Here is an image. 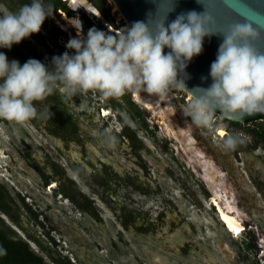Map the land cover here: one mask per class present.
<instances>
[{
  "label": "rangeland",
  "instance_id": "rangeland-1",
  "mask_svg": "<svg viewBox=\"0 0 264 264\" xmlns=\"http://www.w3.org/2000/svg\"><path fill=\"white\" fill-rule=\"evenodd\" d=\"M10 3L0 0V10L13 12ZM109 3L119 25L120 18L124 19L116 5ZM76 16L82 22L83 18L94 22L92 28L113 29L83 10ZM89 29L83 22L81 35L86 37ZM41 30H47L44 23ZM66 40L54 48V56L69 51L64 50ZM34 49L36 55L49 60L41 45L35 44ZM124 95L126 92L118 98H104L89 90L65 96L62 107L73 114L78 126L77 140L68 144L51 135L43 124L35 127L29 120H0V150L8 155L9 165L8 173L0 175V183L13 197L12 206L17 205V225L22 229L6 215L0 213V217L49 264H54L52 256L57 252L74 264H261L264 143L253 146L245 130L227 125L218 114L212 129L195 126L183 115L189 96L186 91L176 89L163 96L141 91L140 96L155 109L148 108V121L157 126L138 132L140 149L134 152L126 139L117 136L121 129L118 112L130 121ZM131 98L142 105L139 92L133 90ZM36 109L38 112L39 107ZM256 123H264V118L243 122L247 127ZM219 128L225 131L222 137ZM230 134H239L242 142L235 150L225 151L221 144ZM54 163L92 200L98 218L54 192L60 181L53 172ZM42 171L51 176L47 184ZM16 192L25 195L36 217L18 201ZM212 197H220L241 226L250 225L240 235L230 234L215 216ZM248 229L259 235L258 255L245 248ZM50 236L60 240L58 246Z\"/></svg>",
  "mask_w": 264,
  "mask_h": 264
},
{
  "label": "clouds",
  "instance_id": "clouds-1",
  "mask_svg": "<svg viewBox=\"0 0 264 264\" xmlns=\"http://www.w3.org/2000/svg\"><path fill=\"white\" fill-rule=\"evenodd\" d=\"M152 2L155 10L148 11L145 19L120 29L109 28L108 32L91 28L86 37L81 35V18L71 20L77 35L65 47L74 52L54 56L51 68L34 58L23 64L10 61L0 51V120L23 123L35 118L34 102L57 90L67 97L94 90L104 98H118L131 90L158 96L170 89L186 91L190 100L183 115L204 129L214 127L216 114L226 119L239 116L241 120L264 114V0H222L235 16L226 24L195 10L169 20L176 0ZM162 3L167 5L163 12ZM197 3L203 5L202 0ZM80 6L89 10L87 0H79ZM69 8L76 16V8ZM52 12L45 0H31L17 12L0 10V49L10 50L39 33ZM212 36L219 38L216 58L208 77H201L202 81L210 78L211 83L189 89L187 81L191 77L186 69L194 57L202 54L205 38ZM126 123L130 122L126 119ZM241 142L239 134H230L221 146L231 151ZM7 156L0 150L3 176V171L8 173ZM239 229L241 234L244 225Z\"/></svg>",
  "mask_w": 264,
  "mask_h": 264
},
{
  "label": "trees",
  "instance_id": "trees-1",
  "mask_svg": "<svg viewBox=\"0 0 264 264\" xmlns=\"http://www.w3.org/2000/svg\"><path fill=\"white\" fill-rule=\"evenodd\" d=\"M6 3L9 0H5ZM11 3L8 5L13 12H17L20 7L24 4L31 2V0H10ZM92 5L97 9L102 21L106 23L105 26H111L113 29H120L126 26V23L122 21L120 18V24H116V17L112 12V6L109 3V0H88ZM46 5L50 4L53 8L52 15L45 19L44 25L47 27L46 32L40 29L39 33L32 34L29 38L24 39L19 44H14L12 48L9 49H0L3 51L9 60H18L21 64L26 62L30 58L37 57V60L44 63L47 67H52V58L55 55V47H59L61 41H67L66 39L74 38L77 34H75L74 28L66 21V19L62 16V12L70 17L73 15V11L69 8L68 3L64 0H45ZM14 4L15 6H12ZM17 7V8H15ZM97 17V16H96ZM55 20H54V19ZM83 22L90 29L93 27L92 24L94 22L89 21L86 18H83ZM87 22H90L88 24ZM34 44H33V43ZM33 44L34 46H32ZM35 44L41 45L43 49L47 50L49 54V60H45L40 55L35 54ZM32 47H31V46ZM30 48V49H29ZM32 48V49H31ZM66 47H64L65 50ZM33 50V51H32ZM66 50H68L66 48ZM34 52L32 56L30 54ZM73 51V50H69ZM176 89H170L169 91H175ZM131 91H126L125 98L126 109L128 110L129 118H126L122 113L118 112V120L120 123V131L117 134L120 140L126 139L130 144V147L133 148V151L136 152L140 149L137 142H140V138L138 137V132L141 130L151 131L153 129V125L157 126L156 122L148 121L150 113L148 108L153 110L154 105L151 101L143 99L140 96L141 92H139V97L142 105H139L133 101ZM65 97L58 90L54 91V93L48 97H46L42 101L34 102L35 107H39L37 112V116L35 118L30 119L29 121L35 127H40L41 124L45 127V129L54 137L62 140L65 144L68 142L77 140V130L78 126L75 121L73 114L68 113V111L64 110L62 107V99ZM39 105V106H36ZM122 108L123 110H126ZM264 118V117H259ZM129 121L130 123H126ZM223 120L232 127L242 128L245 132L250 136V138L254 141V145L256 146L260 143H264V123H256L251 126H245L243 123L239 121H234L230 119L223 118ZM249 121V120H248ZM251 121V120H250ZM132 125L134 128H132ZM54 173L58 175V179L60 180L55 188V193L59 192L61 195H66V197L70 198L75 205H78L82 210L92 211L91 213L98 218L97 212L95 210L94 204L91 199H89L84 193H82L79 187L75 184V182L69 178L66 173V170L58 163L53 164ZM38 169V167H37ZM41 171V170H40ZM79 173V171H76ZM41 177L45 179V184H47L48 179H51V176L45 175L42 171L40 172ZM215 195V193H214ZM15 196L20 203L26 206L30 213H32L35 217L37 214L33 212L31 207L25 201V195H21V193L16 192ZM209 197V195L207 194ZM218 204L221 208L226 211V208L223 204V201L220 197H216ZM14 203L13 197L9 195L6 187L0 183V213L6 215L13 224L22 229L20 226L18 217L19 214L17 210L12 206ZM214 207V205H212ZM217 212V211H216ZM3 215V216H4ZM217 218L218 214L215 215ZM220 220V219H219ZM125 227L128 226L127 220L123 222ZM250 225L248 222H245L244 227ZM245 241V248L247 250H254L255 254L258 255V252L261 246L258 243L259 235L258 233H254L251 229L247 230ZM51 241L55 246H58V243L54 240L53 237L50 236ZM35 240V239H34ZM37 241V240H36ZM40 245V243L37 241ZM41 246V245H40ZM0 264H49L44 258L34 251L28 244V242L23 239L20 235H18L9 225L5 223V221L0 217ZM52 261L54 264H74L67 255H62L59 252L56 253V256H52ZM264 264V259H262V263Z\"/></svg>",
  "mask_w": 264,
  "mask_h": 264
},
{
  "label": "water",
  "instance_id": "water-1",
  "mask_svg": "<svg viewBox=\"0 0 264 264\" xmlns=\"http://www.w3.org/2000/svg\"><path fill=\"white\" fill-rule=\"evenodd\" d=\"M111 1L116 5L118 11L120 12L122 18L128 26L133 21L145 19V15L148 11L155 10V4L152 2V0ZM202 3L204 7L202 4L197 3V0H176L175 11L169 14V20L175 19L176 15L181 12H187L191 10H195L197 13H203L205 11L206 14L212 15L218 21H220L221 24H226L235 18L234 14L229 9L224 7V3L222 2V0H202ZM161 10L162 12L166 11L167 5L162 3ZM218 44L219 38L217 36H212L210 39L207 37L205 38L204 49L202 54L197 57H194L186 69V72L191 77V79L187 81V86L189 89L198 85L202 87H207L208 84L211 83L210 78L207 79V81H202L201 77H208L210 64L216 58ZM167 51L168 50L165 49V52ZM221 117L224 118L223 116ZM259 117H264V114H255L253 116L246 117L243 120H241L239 116H233L227 119L243 123L245 121ZM12 228L15 229V227Z\"/></svg>",
  "mask_w": 264,
  "mask_h": 264
},
{
  "label": "bare ground",
  "instance_id": "bare-ground-1",
  "mask_svg": "<svg viewBox=\"0 0 264 264\" xmlns=\"http://www.w3.org/2000/svg\"><path fill=\"white\" fill-rule=\"evenodd\" d=\"M67 3H68V6L70 7H73V8H76L78 3H79V0H66ZM88 5H89V10L86 9L85 7L83 6H80V7H77L76 10L79 11V10H83L85 11L86 13H89L93 16H100L99 12L97 11V9L92 5V3H90L88 0ZM63 17L67 20V22L73 27L75 28L71 23L70 21L73 20V19H78L77 16H70V17H67L65 14H62ZM76 29V28H75ZM77 32V30H76ZM217 133L222 137L224 135V129L222 128H219ZM212 204L218 206V208L216 209L217 211V214H218V217L220 219V221L223 223V225L226 227V229L230 232V234L232 233H236L239 228H241V224L238 222V220L236 218H234L233 216L229 215L228 212H225L221 206L218 204L216 198L212 197ZM237 235H240V233H238Z\"/></svg>",
  "mask_w": 264,
  "mask_h": 264
},
{
  "label": "built area",
  "instance_id": "built-area-1",
  "mask_svg": "<svg viewBox=\"0 0 264 264\" xmlns=\"http://www.w3.org/2000/svg\"><path fill=\"white\" fill-rule=\"evenodd\" d=\"M189 100H190V97L188 96L187 99H186V103H188ZM186 103H185V104H186ZM215 118H216V117H214V121H215ZM224 132H225V131H224Z\"/></svg>",
  "mask_w": 264,
  "mask_h": 264
}]
</instances>
